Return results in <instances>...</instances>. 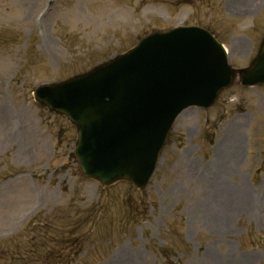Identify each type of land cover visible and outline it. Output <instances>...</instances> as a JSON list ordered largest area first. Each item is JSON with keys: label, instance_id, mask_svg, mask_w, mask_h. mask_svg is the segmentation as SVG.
Returning a JSON list of instances; mask_svg holds the SVG:
<instances>
[{"label": "rangeland", "instance_id": "obj_1", "mask_svg": "<svg viewBox=\"0 0 264 264\" xmlns=\"http://www.w3.org/2000/svg\"><path fill=\"white\" fill-rule=\"evenodd\" d=\"M177 26L207 28L230 65L246 67L264 37V0H0V240L53 207L92 218L108 203L134 210L131 227L112 236L105 227L74 260L163 264L171 246L172 264H264V86L235 83L213 107L183 111L143 191L119 183L104 192L83 177L74 128L33 99L37 86ZM177 208L178 228L167 231Z\"/></svg>", "mask_w": 264, "mask_h": 264}, {"label": "water", "instance_id": "obj_2", "mask_svg": "<svg viewBox=\"0 0 264 264\" xmlns=\"http://www.w3.org/2000/svg\"><path fill=\"white\" fill-rule=\"evenodd\" d=\"M237 73L244 86L264 83V45L250 68L234 71L211 35L177 28L146 37L86 75L40 86L35 99L76 126L84 175L105 188L127 180L142 189L177 115L210 107Z\"/></svg>", "mask_w": 264, "mask_h": 264}, {"label": "trees", "instance_id": "obj_3", "mask_svg": "<svg viewBox=\"0 0 264 264\" xmlns=\"http://www.w3.org/2000/svg\"><path fill=\"white\" fill-rule=\"evenodd\" d=\"M52 227H55V225L46 224L40 226L32 232V237L25 243L10 242L11 244L6 248L4 244H1L0 252L6 251L7 253L9 249H13L14 252L8 258H3L1 255L0 264H56L54 263L55 259L58 261L57 264H65L63 255L53 252L54 241L52 239L46 240L47 230ZM62 246L64 244L61 243L58 247L61 248Z\"/></svg>", "mask_w": 264, "mask_h": 264}]
</instances>
